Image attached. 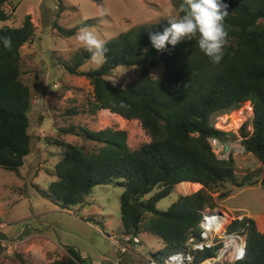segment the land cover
<instances>
[{"label": "trees", "instance_id": "16d2710c", "mask_svg": "<svg viewBox=\"0 0 264 264\" xmlns=\"http://www.w3.org/2000/svg\"><path fill=\"white\" fill-rule=\"evenodd\" d=\"M171 1L177 11L174 18H178L183 0ZM6 2L0 0V21L9 18L3 9ZM223 2L228 5L224 21L228 36L219 64L210 62L195 38L169 45L167 51L153 48L150 32H162L168 21L130 28L109 38L105 41L106 60L97 68L80 70L91 53L75 55L67 68L92 86L90 112L108 110L138 120L150 140L132 151L125 130L83 129L86 140L100 144L97 150L57 142L63 146V154L54 165L55 180L47 191L40 190L42 196L69 208L82 205L94 186H119L121 234L145 233L160 239L162 247L150 253L156 258L182 251L188 235L198 230L200 212L216 206L213 193L227 184L242 187L249 179L237 181L233 159H218L208 143L210 136L226 142L236 138L231 131L216 129L211 120L245 102L252 105V129L249 131L247 123L241 125V143L260 162L264 185V0ZM85 24L60 31L65 37L73 36ZM33 34L29 14L19 28L0 27V36L12 40L10 50L0 43V169L16 174L31 151V93L20 78L19 63L20 48ZM120 66L138 67L141 72L118 86L109 78ZM159 66L161 73L151 74ZM182 182L202 187L180 194L166 210L157 208V202ZM154 188L157 192L147 197ZM228 195L225 191L218 197ZM238 226L246 228L245 257L231 264H264V232L250 218L229 225L231 230ZM213 254L210 251L201 257ZM47 264L87 263L74 247L67 246L64 256Z\"/></svg>", "mask_w": 264, "mask_h": 264}, {"label": "rangeland", "instance_id": "374dc122", "mask_svg": "<svg viewBox=\"0 0 264 264\" xmlns=\"http://www.w3.org/2000/svg\"><path fill=\"white\" fill-rule=\"evenodd\" d=\"M3 9L9 18L0 21V27L19 28L24 16L29 14L34 34L20 48L19 63L20 78L31 93L28 112L31 151L18 174L0 169V264H47L64 256L67 246L74 247L87 264L113 263L117 258L120 264H144L145 257L156 253L162 241L140 234L137 237L141 243L129 244L128 250L121 253L124 245L119 213L121 187L94 186L82 205L69 208L54 204L40 190L47 191L48 184L55 180L54 165L63 154V146L57 142L85 150L100 147L99 143L84 138L83 129L125 130L132 151L150 140L138 120L124 119L108 110L90 112L92 86L84 76L71 74L67 68L75 61V55L86 54L76 38L80 28L69 37L60 28L71 29L87 23L85 26L106 41L130 28L174 18L175 6L171 0H8ZM97 67L90 55L79 69ZM161 71L159 66L151 74L158 75ZM140 72L138 67L120 66L109 79L123 86ZM245 105L246 102L211 120L215 128L235 133L236 138L228 143H238L241 124L247 123L249 131L252 129ZM228 153V159L234 161L236 180L247 176L249 179L242 187L227 184L213 193L215 207L234 215L246 213L257 229L264 232L261 164L246 151ZM201 187L193 185L192 192ZM157 190L154 188L147 197ZM189 191L175 186L167 197L157 202V208L168 209L180 194ZM225 191L229 192L227 197H218Z\"/></svg>", "mask_w": 264, "mask_h": 264}, {"label": "built area", "instance_id": "2783aa9c", "mask_svg": "<svg viewBox=\"0 0 264 264\" xmlns=\"http://www.w3.org/2000/svg\"><path fill=\"white\" fill-rule=\"evenodd\" d=\"M245 108L249 113L248 118H252V105L246 102ZM236 142L238 143L231 144L215 136L208 138V143L218 159H228L229 151L244 152L245 148L241 143L240 136ZM226 144H228L227 149H225ZM248 218L246 213L234 215L218 207H206L200 212L197 232L188 235L185 248L182 251L162 258H156L149 254L145 257L144 264H218L219 262L231 264L242 260L246 251V228L238 226L231 230L229 225L231 226L233 222H244ZM123 238L124 245L121 247V253L128 250L130 243V245H135L140 242L137 236L123 235ZM114 243L121 244L118 241H114ZM210 251H214L212 256L201 257L202 254ZM98 264H120V259L117 258L113 263L101 262Z\"/></svg>", "mask_w": 264, "mask_h": 264}, {"label": "clouds", "instance_id": "9594fccd", "mask_svg": "<svg viewBox=\"0 0 264 264\" xmlns=\"http://www.w3.org/2000/svg\"><path fill=\"white\" fill-rule=\"evenodd\" d=\"M227 9L228 5L223 0H183L178 18L169 19L162 32H150L151 46L158 51H167L169 45L175 47L183 40L195 38L199 50L210 62L219 64L227 43L228 33L224 23L229 14ZM76 38L91 53V61L97 66L103 65L108 52L105 41L88 26L81 27ZM0 43L5 49L12 47L8 36H0Z\"/></svg>", "mask_w": 264, "mask_h": 264}, {"label": "crops", "instance_id": "0c3cea01", "mask_svg": "<svg viewBox=\"0 0 264 264\" xmlns=\"http://www.w3.org/2000/svg\"><path fill=\"white\" fill-rule=\"evenodd\" d=\"M196 183H193V182H182V183H180L179 185H177V186H183L185 189H189L190 191L189 192H191L192 193V187H193V185H195ZM196 185H199V183H197ZM176 186V187H177ZM141 234H144V233H141ZM140 235V234H139ZM147 235V234H146ZM147 236H150V237H152L151 235H147ZM139 243H141V240H140V242ZM138 243V244H139ZM162 247V246H161ZM160 247V248H161Z\"/></svg>", "mask_w": 264, "mask_h": 264}, {"label": "bare ground", "instance_id": "6f19581e", "mask_svg": "<svg viewBox=\"0 0 264 264\" xmlns=\"http://www.w3.org/2000/svg\"><path fill=\"white\" fill-rule=\"evenodd\" d=\"M223 117H225V116H221V119H222ZM196 184H197V183H196ZM196 184H195V185H196ZM198 187H199V185H197V188H198ZM192 191H193V190H192Z\"/></svg>", "mask_w": 264, "mask_h": 264}, {"label": "water", "instance_id": "95a60500", "mask_svg": "<svg viewBox=\"0 0 264 264\" xmlns=\"http://www.w3.org/2000/svg\"><path fill=\"white\" fill-rule=\"evenodd\" d=\"M228 148V144H226V146H225V149H227Z\"/></svg>", "mask_w": 264, "mask_h": 264}]
</instances>
